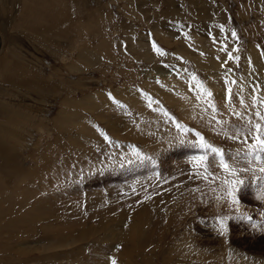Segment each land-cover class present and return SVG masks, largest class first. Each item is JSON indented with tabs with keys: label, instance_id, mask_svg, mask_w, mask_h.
<instances>
[{
	"label": "rangeland",
	"instance_id": "1",
	"mask_svg": "<svg viewBox=\"0 0 264 264\" xmlns=\"http://www.w3.org/2000/svg\"><path fill=\"white\" fill-rule=\"evenodd\" d=\"M261 117L264 0H0V264H264Z\"/></svg>",
	"mask_w": 264,
	"mask_h": 264
},
{
	"label": "snow or ice",
	"instance_id": "2",
	"mask_svg": "<svg viewBox=\"0 0 264 264\" xmlns=\"http://www.w3.org/2000/svg\"><path fill=\"white\" fill-rule=\"evenodd\" d=\"M153 47H156L155 45H153ZM156 51L161 54L164 55V53L159 49L156 48ZM231 58V56L229 57ZM209 96L211 95V93H207ZM257 115H259V113H257ZM261 119H264V117H261ZM177 127H180L179 125H177ZM198 138H199V145L201 147L202 150L205 151H211L214 156H219V165L222 168V170L226 173L229 174V176L231 177H235V179H225L223 181V183H225L226 185H228V196L231 198L230 202L232 204H238L239 201L235 195V193H237L239 191L240 186L244 185V181L242 179L238 178V172L235 171L232 167V165H230L224 158V153L221 149L216 148L210 144H208L204 138L200 135V133H196L195 134ZM235 139H239V135L234 137ZM252 140L254 141L253 144H250L249 147V151L250 153L255 157L257 153H262L264 154V126H262L261 124H256L254 126V133H252L251 136ZM243 143L247 144L248 142V136H245L243 141ZM137 155H139V153H137ZM198 161L201 162H205L204 163V170L205 173H207V157L206 156H200L196 158ZM261 162L264 163V156L261 157ZM261 172H264V167H261L260 169ZM203 175V174H202ZM204 179H208V175H204L203 176ZM262 196H264V190H262ZM248 221L251 223V217L247 218ZM226 220L227 218H220L217 221V224L219 226V229L221 230V234H225L227 232V225H226ZM254 227H257V225H253ZM112 264H116V261L113 260Z\"/></svg>",
	"mask_w": 264,
	"mask_h": 264
},
{
	"label": "bare ground",
	"instance_id": "3",
	"mask_svg": "<svg viewBox=\"0 0 264 264\" xmlns=\"http://www.w3.org/2000/svg\"><path fill=\"white\" fill-rule=\"evenodd\" d=\"M251 55H255V53L254 52H251ZM18 116V115H17ZM28 117V116H27ZM29 118V117H28ZM19 119V118H18ZM31 119V118H30ZM27 121V120H26ZM25 123V122H24ZM26 125V124H25ZM30 125V124H29ZM20 126V125H19ZM24 144V143H23ZM162 193V192H161ZM166 193V192H165ZM164 193V194H165ZM158 196V195H157ZM160 203V202H159ZM130 218V217H129ZM125 219L124 218H122V219H120V221H124ZM149 227V226H148ZM154 229V228H153ZM152 229V230H153ZM151 230V231H152ZM114 233L115 232H113L112 234L111 233H108L106 236H105V243L107 242V241H109V243H112L111 245H109L112 249H118V251L119 252H117V254H118V258H120V259H124L125 258V256L128 254V252L130 251V249H129V247L127 246V245H125L124 244V242H125V239H124V236H125V234L124 235H122V236H120V237H114ZM145 235L146 236H144V237H148L149 236V234L148 233H145ZM150 236H152V234L150 235ZM120 238V242L122 243V247H117V245H116V242L118 241V239ZM152 238V237H151ZM148 239H150V238H148ZM143 240H144V238H143ZM108 243V244H109ZM103 245H102V248H104V247H108V246H106V245H108V244H104V243H102ZM105 249V248H104ZM151 254V253H150ZM150 254H148V255H146L144 258H143V260H142V264H148V262H149V255ZM126 264H128L127 262H126Z\"/></svg>",
	"mask_w": 264,
	"mask_h": 264
}]
</instances>
